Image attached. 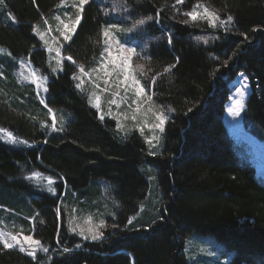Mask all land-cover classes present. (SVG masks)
Instances as JSON below:
<instances>
[{
	"label": "trees",
	"instance_id": "1",
	"mask_svg": "<svg viewBox=\"0 0 264 264\" xmlns=\"http://www.w3.org/2000/svg\"><path fill=\"white\" fill-rule=\"evenodd\" d=\"M125 1L132 16L152 20L144 31L156 38L143 54L153 101L171 111L157 147L98 117L74 79L78 68H91L105 28L116 22L102 0L84 5L63 45L71 59L55 75L33 27L61 0H0V49L7 54L0 53V128L19 142L0 139V222L48 248L31 257L0 242V264H188L183 245L193 235L222 244L227 264H264V182L239 159L223 122L228 84L244 72L250 94L242 126L264 139V0ZM197 4L209 5L226 25L190 21ZM212 33L207 43L196 40ZM19 59L50 77L44 105L32 85L14 78ZM49 110L65 119L51 132ZM101 180L110 183L109 197ZM62 196L77 201V215L97 210L98 239L69 231L74 210L60 204Z\"/></svg>",
	"mask_w": 264,
	"mask_h": 264
},
{
	"label": "rangeland",
	"instance_id": "2",
	"mask_svg": "<svg viewBox=\"0 0 264 264\" xmlns=\"http://www.w3.org/2000/svg\"><path fill=\"white\" fill-rule=\"evenodd\" d=\"M88 2L89 0H86L83 5H80L79 0H61L49 18H43L42 23L33 27V32L46 51L53 75L60 69L63 60H69L63 55V45L73 36L82 19L83 7ZM180 2L182 0H179ZM102 3L105 5L103 7L106 8L107 15L116 22L105 28L110 35L105 37L104 47L94 63L89 66L91 68L87 70L82 67L78 68L79 71L74 78L77 87L85 91L89 103L97 111L98 117L113 119L120 131H124L126 128L139 131L146 139L147 144L157 147L161 142L164 125L171 111L167 108L157 107L153 101L152 78L147 73L143 54V50L148 44L154 39L156 40V38L148 37L144 31L146 25L152 20L142 16H132L125 0H102ZM190 13L196 15L194 20L188 15L190 21L206 19L210 23L211 20L213 23L210 25L213 28L226 25H221L220 20L215 19L218 14L209 5L197 4ZM209 13L214 15H209ZM77 15L80 17L79 21L76 20ZM138 21H143V23H138ZM214 38L216 35L212 33L199 35L196 40L204 44ZM4 51L0 49L1 54L7 55ZM125 57H128L127 68L122 63ZM13 73L19 84L32 85L35 99L44 105V97L50 77L41 74L27 59H19ZM228 86L230 92L224 104L223 112L225 132L239 159L250 163L254 167L257 177L264 182V139H257L248 133L241 122L244 103L250 94V85L246 74L244 72L237 73ZM139 88H143V91L139 92ZM238 88L244 92L243 97L236 91ZM236 101H241L242 106L239 115L234 116L229 110L236 109ZM48 112L51 122L48 125L49 132L60 129L65 123V119L59 116L58 112L53 110ZM160 115L164 117L163 124H160V120L157 119ZM7 134L8 132L0 128L1 141L19 144L12 134L11 138ZM21 141V144L26 145L25 140ZM33 179L46 186L51 182L50 178L43 179L39 173H33ZM108 183L101 180L103 194L106 197H109L108 191L110 192V183ZM65 190L67 191V189ZM69 196L72 195L69 193ZM64 199L62 196L60 204H63L64 207L72 206L71 209L74 210L71 211L68 218L71 233H75L83 240H91L92 235L97 232L100 233L98 228L100 219L94 218L96 209L94 213L90 211L83 216L77 215V201L73 203L74 206ZM6 225L0 222V233L6 234L5 238L13 244L11 248L20 250L23 246L25 249L23 252L28 255L32 253L31 257L40 254L39 252L46 253L48 251L44 250L48 248L41 246L40 241L32 233L13 232L8 230ZM10 236H15L20 243L11 241ZM25 237H31V240L26 241ZM34 241H39V244L34 243ZM0 242L4 245L3 240ZM183 255L188 264H227L229 259L224 246L207 235H193L191 238L185 239Z\"/></svg>",
	"mask_w": 264,
	"mask_h": 264
},
{
	"label": "snow or ice",
	"instance_id": "3",
	"mask_svg": "<svg viewBox=\"0 0 264 264\" xmlns=\"http://www.w3.org/2000/svg\"><path fill=\"white\" fill-rule=\"evenodd\" d=\"M85 2H86V0H79L80 5H83ZM178 2H179V0H178ZM205 11L207 12V9H205ZM188 15H189L193 20L196 19V15H195V14H193V13H188ZM209 15H214V14L209 13ZM79 19H80V17H79V15H77L76 20L79 21ZM215 19H219V18L216 17ZM231 20H232V17H231V16H228V17H227V21L230 22ZM138 23H143V21H138ZM210 23H213V21L210 20ZM225 23H226V21H224V20H220V24H221V25H224ZM73 27H74V26H73ZM103 35H104V37H108L110 34H109V32H108L107 30H105V31L103 32ZM65 39H67V37H65ZM169 43H171V40H169ZM130 51H132V50H130ZM69 59H71V58L69 57ZM127 61H128V57H125L124 61L122 62L125 68L128 67V63H127ZM138 67H140V66H138ZM167 70H168V69H165V71H167ZM136 83L138 84L139 82L137 81ZM138 91H139V92H142V91H143V88H139ZM236 91L240 94L241 97H243L244 92L241 91V89L238 88V89H236ZM235 103H236V105H237V106H236V109H235V110H232V109L229 110L230 113H231L232 115H234V116H235V115H239L240 108H241V106H242L241 101H236ZM157 119L160 120V124H163V123H164V117H163V115L158 116ZM158 126H159V125H158ZM7 135L11 138V134H10V133H8ZM25 142H26V141H25ZM100 226H103V222H101V225H100ZM8 235H10V234H8ZM100 235H102V233L97 232L96 234L92 235L91 238H92V239H98V238L100 237ZM5 237H6V234H4V233H0V240H3V241H4V247H5V248H11V247L13 246V244H12V243H9V242H8V239H6ZM10 239H11V241H13V242H15V243H20V242L16 239L15 236H10ZM24 239H25L26 241H30V240H31V237H25ZM34 243L39 244V241H34ZM20 250H21V251H25V249L23 248V246H21V249H20ZM44 250L47 251V249H44ZM64 251L67 252V251H69V250H68V249H65ZM29 254L31 255L32 253H29Z\"/></svg>",
	"mask_w": 264,
	"mask_h": 264
}]
</instances>
